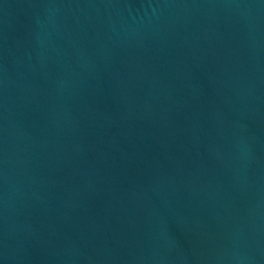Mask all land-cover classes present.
Returning <instances> with one entry per match:
<instances>
[{
  "label": "water",
  "instance_id": "water-1",
  "mask_svg": "<svg viewBox=\"0 0 264 264\" xmlns=\"http://www.w3.org/2000/svg\"><path fill=\"white\" fill-rule=\"evenodd\" d=\"M0 264H264V0H0Z\"/></svg>",
  "mask_w": 264,
  "mask_h": 264
}]
</instances>
